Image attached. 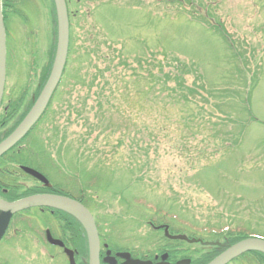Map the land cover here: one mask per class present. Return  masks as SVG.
I'll list each match as a JSON object with an SVG mask.
<instances>
[{
    "label": "rangeland",
    "instance_id": "374dc122",
    "mask_svg": "<svg viewBox=\"0 0 264 264\" xmlns=\"http://www.w3.org/2000/svg\"><path fill=\"white\" fill-rule=\"evenodd\" d=\"M66 1L67 71L27 142L0 161L20 176L8 180L7 199L48 192L24 166L82 200L125 249L223 229L264 236V0ZM1 3L0 143L25 119L58 46L54 0ZM20 101L8 119L5 109ZM152 221L168 228L153 231ZM44 227L58 224L37 210L16 216L0 264H66L43 247Z\"/></svg>",
    "mask_w": 264,
    "mask_h": 264
},
{
    "label": "flooded vegetation",
    "instance_id": "af4514ba",
    "mask_svg": "<svg viewBox=\"0 0 264 264\" xmlns=\"http://www.w3.org/2000/svg\"><path fill=\"white\" fill-rule=\"evenodd\" d=\"M1 171L2 168L0 167V189H2L0 190V199L5 202H12V200L7 199L8 191L12 188L7 183L9 179L13 180V178L3 176ZM1 179L6 181L5 186L1 183ZM37 211L43 215H48V217L55 213V211L43 209ZM15 217L11 220L9 230ZM59 219L58 216L53 217V220L58 222L60 228H65L66 224ZM73 221L75 222V227H78L77 230H66V228L60 230L58 228L55 232H59V234L51 233L48 227H44L42 230L43 233H40V238L42 237L41 243L43 247H45L44 245L52 246L48 239V235L50 234L53 239L61 241L64 244L63 246L52 247L59 251V254L65 259L66 264H91L87 235L82 231L78 222ZM249 230L253 229L250 227ZM201 234H209L213 238V241L205 242L201 240L203 239ZM171 235H178L181 238V234L178 232H173ZM243 237L245 236H242L241 232L236 233L232 230H217L211 233L196 232L187 236L186 239H182L184 241L175 239L171 244L158 247L153 251H145V249L140 248L132 250L130 248L125 249L114 243L113 238H106L99 231V262L100 264H210L213 260L224 254L230 247L244 241L242 240ZM251 238H258V235L254 231H250L246 239ZM72 259L74 263H72ZM226 264H264V253L249 251L228 261Z\"/></svg>",
    "mask_w": 264,
    "mask_h": 264
},
{
    "label": "water",
    "instance_id": "95a60500",
    "mask_svg": "<svg viewBox=\"0 0 264 264\" xmlns=\"http://www.w3.org/2000/svg\"><path fill=\"white\" fill-rule=\"evenodd\" d=\"M57 21H58V47L56 53V59L53 66V70L48 80V83L43 90L41 96L33 107L31 113L25 119V121L19 126V128L0 146V157L15 144L21 141L34 125L40 120L45 112L53 93L55 92L58 83L61 79L68 54L69 45V19L65 0H54ZM5 67H6V47H5V30L3 26L2 18V6L0 0V105L2 101V95L5 83ZM26 172L36 175L37 178L43 182L47 181L40 175L33 171L25 170ZM33 207H49L53 209H60L71 213L85 226L92 247V253H96L98 249V237L95 228L94 220L90 213L78 202L59 196H36L28 198L13 204L0 203V211L6 216L0 225V239L4 234L9 219L13 214L20 211L33 208ZM249 250H263L264 242L260 241H247L237 245L227 252L220 259L213 264H224L230 258Z\"/></svg>",
    "mask_w": 264,
    "mask_h": 264
},
{
    "label": "trees",
    "instance_id": "16d2710c",
    "mask_svg": "<svg viewBox=\"0 0 264 264\" xmlns=\"http://www.w3.org/2000/svg\"><path fill=\"white\" fill-rule=\"evenodd\" d=\"M9 1H14V2H19V1H21V0H9ZM5 12H7V8H5ZM12 13V12H11ZM19 15H21V14H19ZM205 16V15H204ZM71 50V49H70ZM69 54H70V51H69ZM53 55H54V51L52 52V54L50 55L52 58H51V61H52V59H53ZM51 63V62H50ZM52 67V66H51ZM51 67H49V71H50V68ZM180 69V68H179ZM49 71H48V73H49ZM66 71H67V67H66V70H65V73H66ZM179 73H183V72H181L180 70L178 71ZM48 75L49 74H47L46 75V77L48 78ZM46 77H45V79H46ZM176 77H178V78H176ZM175 78H174V81H177L178 82V88H180V91H183V86H184V83H181V81H182V78L183 77H181V75L179 76H176ZM184 79V78H183ZM188 90H189V88H188ZM193 92V91H192ZM167 93V92H166ZM145 94V93H144ZM167 95L169 96V94L167 93ZM139 102V101H138ZM21 104H22V101H20V102H15V103H11L10 105H8V112H6L7 110L5 109V116H7L8 117V119L9 118H12V116L13 115H15L16 113H17V111L19 110V107L21 106ZM134 105H136V103H134ZM160 110H161V107H160ZM2 116H4L3 114H2ZM25 116V115H24ZM7 122V120L4 118V120H3V123H6ZM0 125H2V123L0 124ZM19 146V145H18ZM30 194V193H29Z\"/></svg>",
    "mask_w": 264,
    "mask_h": 264
},
{
    "label": "bare ground",
    "instance_id": "6f19581e",
    "mask_svg": "<svg viewBox=\"0 0 264 264\" xmlns=\"http://www.w3.org/2000/svg\"><path fill=\"white\" fill-rule=\"evenodd\" d=\"M3 124H5V123H3Z\"/></svg>",
    "mask_w": 264,
    "mask_h": 264
}]
</instances>
